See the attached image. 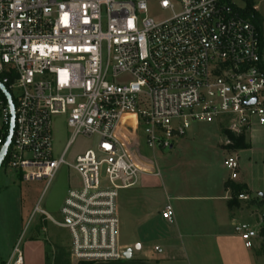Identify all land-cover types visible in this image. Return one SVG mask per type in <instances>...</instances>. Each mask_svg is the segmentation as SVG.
I'll return each instance as SVG.
<instances>
[{"label":"built area","instance_id":"2783aa9c","mask_svg":"<svg viewBox=\"0 0 264 264\" xmlns=\"http://www.w3.org/2000/svg\"><path fill=\"white\" fill-rule=\"evenodd\" d=\"M240 10L234 0H0V85L13 107L0 90V151L13 120L0 168L25 183L45 181L44 190L63 167L77 175L60 220L39 202L29 217L68 232L73 264L126 260L118 192L140 175L160 176L138 156V131L156 151L172 149L192 122H221L234 136L264 126V47ZM55 117L70 132L58 156ZM78 136L94 147L68 162ZM223 164L234 181L236 157ZM161 216L172 221L169 203ZM263 221L260 213L254 224L234 225L246 249L261 242ZM3 264H24L19 241Z\"/></svg>","mask_w":264,"mask_h":264},{"label":"crops","instance_id":"0c3cea01","mask_svg":"<svg viewBox=\"0 0 264 264\" xmlns=\"http://www.w3.org/2000/svg\"><path fill=\"white\" fill-rule=\"evenodd\" d=\"M263 127L250 130L245 135L248 149L236 152L224 145L226 136L219 128L223 139L221 168H225L223 162L229 156L236 157L240 167L239 153L245 154L250 170L259 164L264 165V160L259 158L261 150L251 138L248 139L249 133L260 131ZM201 178L205 181L202 186L194 185L192 180L187 184L174 185L165 184L161 176L140 175L134 187L119 191L116 198L118 244L126 252L131 250V256L126 260L100 264H264L260 241L256 240L249 250L234 234V225L248 222L239 207L229 206L230 191L224 188L229 176H220L208 170ZM232 182L245 186L250 198L264 197V191L255 187L252 179L239 169ZM168 203L173 211L171 222L161 216ZM38 223L36 228L46 231L45 222L39 219ZM16 240L17 235L11 232L0 235L2 264L9 257ZM69 246L70 241L68 253ZM155 247L161 249L160 254L154 252ZM41 252L40 262L47 264L48 257L43 250ZM56 253L55 247L57 261ZM69 263L73 264L70 258Z\"/></svg>","mask_w":264,"mask_h":264},{"label":"rangeland","instance_id":"374dc122","mask_svg":"<svg viewBox=\"0 0 264 264\" xmlns=\"http://www.w3.org/2000/svg\"><path fill=\"white\" fill-rule=\"evenodd\" d=\"M234 2L240 8H246L245 3L241 0H234ZM252 9L260 16L264 41V0H253ZM223 126L224 124L221 122H192L186 133L176 139L172 149L156 151L148 149L142 133L138 131L135 138L138 156L157 168L165 184L183 185L192 180L194 185L202 186L205 181L201 177L208 170H213L220 176H229L228 170L221 168L223 139L218 129ZM51 128L53 153L58 156L64 148L70 132L66 128L63 117L53 118ZM249 138L257 144L256 147L261 150L259 158L264 160V127L260 131L249 133ZM94 144L95 139L76 137L69 148L66 160L72 162L75 156L93 148ZM238 156L239 171L251 178L255 187L264 191V165L259 164L257 168L250 170L245 154L239 153ZM78 184L77 175L67 167L60 169L45 190V181L25 183L20 179L19 174L5 171L3 167L0 168V235L7 232L17 235L16 241H19L24 264H41V250L48 257L47 264H70L67 250L70 241L68 232L49 222L44 224L46 231L38 230L36 227L39 225L40 218L35 216L33 220L29 221V217L35 204L39 202L43 210L54 219L60 220L58 212L65 193L69 188L77 187ZM239 208L248 223L257 222L261 213L258 209L247 207L245 202H240ZM52 237L55 240H51ZM55 247L57 248V261L54 257ZM0 263L2 262L0 261Z\"/></svg>","mask_w":264,"mask_h":264},{"label":"trees","instance_id":"16d2710c","mask_svg":"<svg viewBox=\"0 0 264 264\" xmlns=\"http://www.w3.org/2000/svg\"><path fill=\"white\" fill-rule=\"evenodd\" d=\"M243 3H245L246 8L240 10L242 16L250 21L254 27L256 28L260 39L261 44L263 46L264 41L262 37V23L260 16L253 11L252 9V2L253 0H241ZM264 47V46H263ZM222 133L226 136V138L231 142V146L229 148L231 150H247L248 145L245 143V136H234L233 134L227 132L226 130H223ZM224 188L226 190L230 191V201L229 206L230 207H239V201L237 200V195L240 193L247 194L246 188L243 185L235 184L232 181H227L224 184ZM247 207H254L255 209H258L264 216V197L261 198H251V200L247 203ZM258 236L261 240L260 244L261 247L264 248V221L259 229ZM2 264V263H0Z\"/></svg>","mask_w":264,"mask_h":264},{"label":"water","instance_id":"95a60500","mask_svg":"<svg viewBox=\"0 0 264 264\" xmlns=\"http://www.w3.org/2000/svg\"><path fill=\"white\" fill-rule=\"evenodd\" d=\"M0 90H1L3 93H5L4 88H3L1 85H0ZM5 96H6L7 100H8V102H9L10 110H11V113H12V112H13V107H12V104H11V101H10V97H9L6 93H5ZM253 102H254V101H253ZM12 128H13V120H11V123H10V130H9L8 136H7V138H6V140H5V143H4V145H3V147H2V149H1V151H0V165H1L2 161H3V159H4V156H5V154H6V150H7L8 146H9V144H10V141H11ZM130 256H131V250H128V251L126 252V259H129Z\"/></svg>","mask_w":264,"mask_h":264},{"label":"snow or ice","instance_id":"6c2138e0","mask_svg":"<svg viewBox=\"0 0 264 264\" xmlns=\"http://www.w3.org/2000/svg\"><path fill=\"white\" fill-rule=\"evenodd\" d=\"M165 3H166V0H165ZM107 147V146H106Z\"/></svg>","mask_w":264,"mask_h":264}]
</instances>
